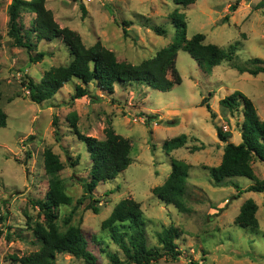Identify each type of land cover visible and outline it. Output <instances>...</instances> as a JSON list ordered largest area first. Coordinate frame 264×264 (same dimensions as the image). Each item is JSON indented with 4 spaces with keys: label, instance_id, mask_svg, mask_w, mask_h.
<instances>
[{
    "label": "rangeland",
    "instance_id": "1",
    "mask_svg": "<svg viewBox=\"0 0 264 264\" xmlns=\"http://www.w3.org/2000/svg\"><path fill=\"white\" fill-rule=\"evenodd\" d=\"M12 1L0 0V91L1 105L8 114L7 126L0 129V264H20L11 259L12 254L23 256L40 247L33 227L44 220L35 203L48 190L44 168L47 147L64 163L60 178L72 197L71 204L58 209L59 229L65 232L69 225L83 228L97 264L110 263L103 248L125 258L102 222L126 197L135 198L141 205L150 246H159L157 234L170 225L180 232L179 258L164 256L151 264H264V191H246L254 183L247 177H234L217 186L208 170L220 164L224 152L225 143L217 136L216 124L231 133V141H242V112L222 107V98L237 90L244 92L264 120V72L253 75L235 69L236 64L253 67L248 63L251 58L264 59V7H258L262 0H239L235 10L232 5L238 0H196L187 7L173 0H46L60 26L80 33L87 46L100 41L119 61L137 64L168 45L176 34L170 17L176 8L186 16L189 38L202 33L205 43L223 49L236 44L237 49L232 62L223 60L212 69L200 66L188 52L180 50L177 67L183 81L169 91L134 83L117 84L109 93L92 83L89 90L97 99L89 95L74 98L80 81L73 79L43 103L32 101L22 82L28 78L39 82L45 71L68 65L73 57L61 38L38 41L32 35L34 50L15 46L8 35ZM35 17L23 9L20 23L29 29ZM124 20L132 23L125 25ZM153 25L165 26L166 35L157 34L150 28ZM37 51L45 56L33 62L30 56ZM205 97H210L214 116L201 104ZM72 112L78 116L81 133L104 138V130L111 124L132 142L129 167L94 191L98 213L89 207L91 198L85 192L83 180L88 176L90 157L86 144L71 126L68 117ZM139 112L154 117L148 124ZM181 134L188 136L186 145L167 153L164 141ZM202 144L201 149H195ZM172 158L191 166L184 182L187 212L154 193L169 176ZM253 167L257 177L264 179V161L254 159ZM249 198L258 204V230L242 228L235 222ZM8 232L13 233L11 240L6 238ZM57 263L85 264V260L61 252Z\"/></svg>",
    "mask_w": 264,
    "mask_h": 264
},
{
    "label": "trees",
    "instance_id": "2",
    "mask_svg": "<svg viewBox=\"0 0 264 264\" xmlns=\"http://www.w3.org/2000/svg\"><path fill=\"white\" fill-rule=\"evenodd\" d=\"M178 6L187 7L196 0H173ZM239 0L232 5L237 8ZM258 7H264L262 0ZM27 9L36 14L33 26L29 29L20 23V13ZM84 13L86 10L82 6ZM173 25L176 28L174 39L157 51L150 58L140 63L119 61L115 52L100 41L87 46L80 33L69 28L62 27L55 19L54 13L46 6V0H13L9 8L8 35L15 46L35 49V44L30 36L36 35L37 40H52L61 38L69 49L72 61L65 66H53L43 74L39 82L32 78L22 83L29 91V97L36 103H43L54 96L70 81H80L75 86L74 98L89 95L97 99L89 90V85L95 83L109 93L114 92L115 85L140 83L157 89L169 91L175 85L181 84L183 79L177 67V58L180 50L188 52L198 64L206 69H212L223 60L232 62L235 58L237 45H230L223 49L213 43H205V35L196 33L191 38L187 36L186 16L178 8L170 14ZM131 21H123L129 25ZM152 28L159 35H166L167 28L163 25H153ZM126 31V30H125ZM45 53L37 51L31 54V61L37 62L43 59ZM253 67L235 65L239 72H249L257 75L264 72V59L254 57L248 62ZM1 68V65H0ZM234 68V67H233ZM2 93L0 91V129L7 126L8 114L1 105ZM210 97H205L201 104L206 105L214 116ZM222 107L231 111L241 110L243 121L240 124L242 141L235 143L230 140L231 133L224 131L216 124L217 136L225 143L222 161L217 166L208 167L215 185L221 186L234 177H247L254 181L246 191H264V179H259L253 167V160L264 161V120L260 118L253 100L242 91H235L220 100ZM141 117L149 124L152 115L139 112ZM71 126L78 138L83 141L90 157L88 176L84 179L85 192L90 195L89 207L95 213L100 208L94 205V191L97 186L109 180L115 179L132 163V142L129 138L116 132L110 126L104 130L105 137L98 138L80 132L78 128V116L76 112L69 115ZM187 134H181L171 139H166L163 148L167 153L186 145ZM195 149H201L202 146ZM77 163H72L74 166ZM171 172L166 181L154 189V193L165 203L173 204L179 211L187 212L189 208L185 204L184 182L189 176L190 164L182 159H171ZM44 168L48 176V190L42 200L36 201L44 220L36 222L33 227L35 237L40 247L23 256L11 255V259L20 264H58L57 254L68 252L77 257H82L85 264H97V256L88 248V240L85 231L80 226L69 225L65 232L60 231L57 223L58 209L62 205L72 203V197L64 190L60 173L64 169V163L60 156L51 147L44 151ZM239 188L238 184H234ZM80 203V201L78 202ZM258 204L252 198L247 199L241 206L235 222L242 228L258 230L257 217ZM70 216L65 222L69 223ZM102 228L109 232L110 239L115 242L125 255L122 259L118 252L102 249L110 259L109 264H151L164 256L178 259L182 253L177 239L180 232L177 227L170 225L157 234L159 246H150L148 243L147 222L140 203L133 197L120 200L113 208L111 214L103 220ZM13 233L8 232L6 238L11 240ZM192 264H197L192 262Z\"/></svg>",
    "mask_w": 264,
    "mask_h": 264
}]
</instances>
